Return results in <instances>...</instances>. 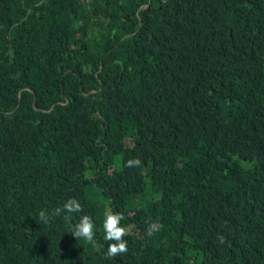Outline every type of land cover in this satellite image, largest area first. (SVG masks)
I'll list each match as a JSON object with an SVG mask.
<instances>
[{
	"label": "trees",
	"instance_id": "16d2710c",
	"mask_svg": "<svg viewBox=\"0 0 264 264\" xmlns=\"http://www.w3.org/2000/svg\"><path fill=\"white\" fill-rule=\"evenodd\" d=\"M0 264H264V0H0Z\"/></svg>",
	"mask_w": 264,
	"mask_h": 264
},
{
	"label": "clouds",
	"instance_id": "9594fccd",
	"mask_svg": "<svg viewBox=\"0 0 264 264\" xmlns=\"http://www.w3.org/2000/svg\"><path fill=\"white\" fill-rule=\"evenodd\" d=\"M142 164L139 158L129 159L126 162L127 167H137ZM83 211L82 205L76 198H69L62 207H56L50 212L47 210H41L39 212V219L42 223L47 224L50 222L51 217L58 216L62 212L68 214L80 213ZM66 220H71V215L64 217ZM124 219V215L121 212L108 211L106 219L103 223L105 232L104 239L112 241L108 244L105 257H116L127 253L128 241L124 239L128 235V229L121 225V221ZM95 224L90 215H83L79 218V221L70 226V233L78 240L83 239L86 242L95 245ZM156 231H158L157 223H150L146 229V235L151 237Z\"/></svg>",
	"mask_w": 264,
	"mask_h": 264
},
{
	"label": "rangeland",
	"instance_id": "374dc122",
	"mask_svg": "<svg viewBox=\"0 0 264 264\" xmlns=\"http://www.w3.org/2000/svg\"><path fill=\"white\" fill-rule=\"evenodd\" d=\"M226 182H227L226 183V188L232 187V185H233L232 181H226Z\"/></svg>",
	"mask_w": 264,
	"mask_h": 264
}]
</instances>
